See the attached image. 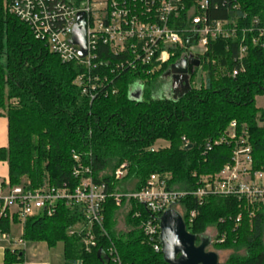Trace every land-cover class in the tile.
<instances>
[{"label": "trees", "instance_id": "obj_1", "mask_svg": "<svg viewBox=\"0 0 264 264\" xmlns=\"http://www.w3.org/2000/svg\"><path fill=\"white\" fill-rule=\"evenodd\" d=\"M213 1L218 4L210 12L213 19L240 15L229 12L224 0ZM243 3L250 16L264 22V0ZM5 4L0 0V114L8 120V146L0 149V161L8 165L9 188H75L79 181L73 172L84 167L91 169L95 183L107 185L109 194L122 196L119 206L115 198L107 199L105 222L94 228L97 246L90 253L80 237L69 235L83 224L82 214L62 203L52 217L26 220L24 242L63 243L66 264H114L111 249L121 264H166L143 235L148 210L125 195L141 191L154 174L170 176V189L194 190L200 176L215 175L231 162L233 146L219 143L231 123L247 127L254 170L264 171V108L257 105L264 97V49L251 47L245 71L233 77L239 39L217 40L202 59L201 86H192L178 100L161 89L165 71L124 72L112 84L116 94L108 87L91 101L75 85L83 68L51 54L7 13ZM136 89L143 91L139 101L132 100ZM123 165L127 175L117 182L115 173ZM181 206L186 224L188 214L198 209L197 219L186 226L198 244L206 236L216 252L244 250L225 264H264V207L250 216L233 197H212L202 207L189 198ZM120 212L125 213L124 232L114 227ZM10 227L8 218H0V235ZM208 228L216 231L213 239L206 235ZM22 256V251L7 250L5 264H22Z\"/></svg>", "mask_w": 264, "mask_h": 264}, {"label": "built area", "instance_id": "obj_2", "mask_svg": "<svg viewBox=\"0 0 264 264\" xmlns=\"http://www.w3.org/2000/svg\"><path fill=\"white\" fill-rule=\"evenodd\" d=\"M243 1L224 0L229 12L237 11L240 15L231 13L220 20L210 16L218 8L213 0H6L5 8L61 62L83 68L75 85L93 101L108 87L116 94L112 84L124 72L166 71L165 75L185 58L200 61V67L194 68L195 80L192 84L190 81L191 88H199L205 78L202 59L217 40L239 39L236 67L232 72L237 77L245 71L250 48L264 49V22L261 17L250 16L244 10ZM80 14L85 15L87 22L84 58L80 57V46L71 43ZM188 40H192L190 46ZM176 58L179 59L174 61ZM219 143L233 146L231 162L215 175L200 176L194 190L170 189V176L154 174L141 191L125 195L148 210L141 228L157 254H162L161 218L166 211L175 209L184 220L181 203L186 199L202 207L212 197H233L250 216L264 207V171L254 170L247 127L231 123ZM188 146L185 141V147ZM75 160L79 159L75 157ZM126 175L127 167L123 165L116 171L115 181L124 180ZM73 177L79 181L75 188L52 187L33 192L22 187L9 188L8 182L4 185L0 182V218L25 223L32 217H52L62 203L82 214L83 224H77L69 235L80 237L86 252L90 253L97 246L94 228H102L105 222L107 199L115 198L119 206L122 196L109 194L105 183H95L90 168H76ZM198 215V209L191 211L187 224L192 225ZM140 216L136 214V218ZM109 253L114 264H121L115 249Z\"/></svg>", "mask_w": 264, "mask_h": 264}, {"label": "water", "instance_id": "obj_3", "mask_svg": "<svg viewBox=\"0 0 264 264\" xmlns=\"http://www.w3.org/2000/svg\"><path fill=\"white\" fill-rule=\"evenodd\" d=\"M87 22L84 14H80L78 23L74 29L71 43L81 48L80 57L86 56ZM192 40H188L190 46ZM200 67V61L188 58L174 64L163 76H171L173 84L174 100L183 98L191 91L189 77L194 74V68ZM143 91L136 89L132 100L139 101ZM193 146L189 145L187 149ZM162 256L166 264H220L219 255L209 251L212 241L208 237H202L198 244L197 237L190 234L181 215L175 210L166 211L160 220ZM264 248V233H263Z\"/></svg>", "mask_w": 264, "mask_h": 264}, {"label": "crops", "instance_id": "obj_4", "mask_svg": "<svg viewBox=\"0 0 264 264\" xmlns=\"http://www.w3.org/2000/svg\"><path fill=\"white\" fill-rule=\"evenodd\" d=\"M8 146V120L0 114V149ZM9 180V168L7 163L0 161V182L7 183ZM11 221L10 232L7 235H0V264H5V252L22 251L23 264H66L65 246L58 243L54 247H49L45 242L23 241L24 224L22 228L15 229L19 225L18 220ZM13 222V223H12ZM21 226V225H19Z\"/></svg>", "mask_w": 264, "mask_h": 264}, {"label": "rangeland", "instance_id": "obj_5", "mask_svg": "<svg viewBox=\"0 0 264 264\" xmlns=\"http://www.w3.org/2000/svg\"><path fill=\"white\" fill-rule=\"evenodd\" d=\"M170 87H171V85H169L166 81H163L161 83L162 91H168L169 92ZM257 105L259 107L264 108V97H259L257 99ZM0 113H3V112L0 111ZM124 217H125V213H123V212H120L119 214H117L116 223L114 225L116 231L124 232L126 230L125 225H124L125 224V218ZM18 224L21 225V226L15 225V223H13L12 226H17V227H15V229H20V228H22V225L24 223H18ZM206 235L214 238L216 236L215 229L208 228L207 231H206ZM208 250L212 251V252H216L212 247L209 248ZM216 253L219 255L220 264H225L228 261V259L230 258V256H232L233 254L243 255L244 254V250H240L238 252H235L233 250H224V251H218Z\"/></svg>", "mask_w": 264, "mask_h": 264}, {"label": "flooded vegetation", "instance_id": "obj_6", "mask_svg": "<svg viewBox=\"0 0 264 264\" xmlns=\"http://www.w3.org/2000/svg\"><path fill=\"white\" fill-rule=\"evenodd\" d=\"M185 59H187V58H185ZM185 59H184V60H185ZM193 75H194V74H193ZM193 75L189 77V81H191V78L193 77ZM163 76H164V75H163ZM163 76H162V80H163V81H166L169 85H171L169 92L167 91V92L169 93V96H168V97H169V98H170V97L173 98V96H174V92H173V84H174V81H173V79H172L171 76H169V77H163Z\"/></svg>", "mask_w": 264, "mask_h": 264}]
</instances>
